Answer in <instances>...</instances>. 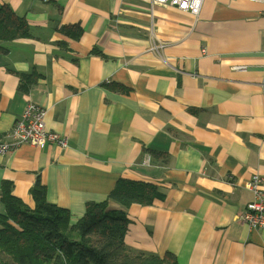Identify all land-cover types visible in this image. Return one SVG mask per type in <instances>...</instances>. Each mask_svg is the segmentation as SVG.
<instances>
[{"label": "crops", "instance_id": "1", "mask_svg": "<svg viewBox=\"0 0 264 264\" xmlns=\"http://www.w3.org/2000/svg\"><path fill=\"white\" fill-rule=\"evenodd\" d=\"M0 5L30 33L0 40V139L33 102L69 143L0 154V197L11 182L34 208L40 178L75 224L120 178L153 183L163 199L126 209L130 250L171 252L178 264H264V229L240 218L253 199L246 182L264 176L263 1L205 0L197 18L152 0ZM73 25L81 35L62 31ZM154 42L165 46L152 51Z\"/></svg>", "mask_w": 264, "mask_h": 264}, {"label": "trees", "instance_id": "2", "mask_svg": "<svg viewBox=\"0 0 264 264\" xmlns=\"http://www.w3.org/2000/svg\"><path fill=\"white\" fill-rule=\"evenodd\" d=\"M71 28L82 34L79 25L65 26L62 31L70 34ZM29 35L26 20L8 5H0V40ZM31 83L28 75L23 76L21 89L27 91ZM31 193L34 208L13 194L11 182L2 185L0 203L6 213L0 214V264H178L171 252L162 257L145 254L130 250L125 243L130 223L126 209L165 197L153 183L120 178L108 200L87 203L85 214L75 224L68 209L48 201L40 178ZM110 199L123 209L111 208Z\"/></svg>", "mask_w": 264, "mask_h": 264}, {"label": "built area", "instance_id": "3", "mask_svg": "<svg viewBox=\"0 0 264 264\" xmlns=\"http://www.w3.org/2000/svg\"><path fill=\"white\" fill-rule=\"evenodd\" d=\"M205 0H153L154 4L170 6L181 12L189 13L197 18ZM263 1L264 0H253ZM165 44L154 42L152 51H161ZM23 144H31L38 148H45L49 144H56L66 149L69 146L68 137L46 126V111L36 103L30 102L24 109L22 116L17 119L11 130L0 139V154H5ZM151 155L146 154L143 163L149 164ZM246 187L253 193V199L247 204L242 221L251 229H264V176L255 174L246 182Z\"/></svg>", "mask_w": 264, "mask_h": 264}, {"label": "bare ground", "instance_id": "4", "mask_svg": "<svg viewBox=\"0 0 264 264\" xmlns=\"http://www.w3.org/2000/svg\"><path fill=\"white\" fill-rule=\"evenodd\" d=\"M152 4H153L154 6L157 5V4H154L153 0H152Z\"/></svg>", "mask_w": 264, "mask_h": 264}, {"label": "rangeland", "instance_id": "5", "mask_svg": "<svg viewBox=\"0 0 264 264\" xmlns=\"http://www.w3.org/2000/svg\"><path fill=\"white\" fill-rule=\"evenodd\" d=\"M71 224H74V223L71 222Z\"/></svg>", "mask_w": 264, "mask_h": 264}]
</instances>
